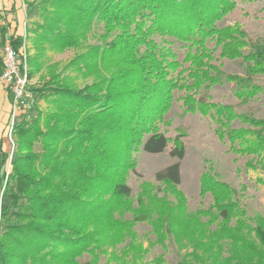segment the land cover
I'll return each instance as SVG.
<instances>
[{
	"label": "trees",
	"instance_id": "obj_1",
	"mask_svg": "<svg viewBox=\"0 0 264 264\" xmlns=\"http://www.w3.org/2000/svg\"><path fill=\"white\" fill-rule=\"evenodd\" d=\"M236 1L25 0L26 36L6 39L7 26L0 32L3 44L20 52L33 42L30 80L49 49L82 48L96 25L102 33L64 68L92 82L78 87L71 75H51L40 89L29 88L35 94L26 107L35 110L41 98L46 110L13 126L11 106L5 133L12 127L15 145L0 146V264H100L102 255L105 264H151L146 255L166 249L167 241L186 249L178 264H264V215L249 214L212 163L201 175L200 196L213 202L194 212L180 189L179 162L156 173L164 188L143 182L134 196L128 182L141 149L159 155L171 144V157H185L186 129L173 138L161 131L175 102L183 116L210 117L231 151L248 158L247 167H264V119L238 111L264 90L254 82L264 75V44L239 24L218 25ZM32 15L38 20L29 21ZM169 39L187 48L182 61ZM224 59L240 61L245 74H226ZM224 83L235 84L236 104L212 98L213 87ZM140 223L155 234L148 247L135 230ZM84 254L92 260L80 263Z\"/></svg>",
	"mask_w": 264,
	"mask_h": 264
},
{
	"label": "rangeland",
	"instance_id": "obj_2",
	"mask_svg": "<svg viewBox=\"0 0 264 264\" xmlns=\"http://www.w3.org/2000/svg\"><path fill=\"white\" fill-rule=\"evenodd\" d=\"M236 9L227 15L218 25L233 26L239 24L245 29L249 38L253 41H261L264 44V0H237ZM31 17V18H30ZM29 21H36L38 17L29 16ZM102 33V25H96L93 33L90 35L88 41L82 48L69 49L65 52L59 53L48 50L44 59L43 69L36 73L30 81L31 89H40L44 82L48 81L51 75L62 74L61 76L71 75L76 81L78 87H83L87 82H92V79L84 80L80 75L72 70L64 72V68L75 58L76 55L86 51L90 45L100 43L99 35ZM157 40L160 41L158 37ZM173 42L172 48L177 53L178 59L182 61L185 57L187 48L183 44L169 39ZM1 43V37H0ZM210 48L214 47V43H209ZM4 45L0 44V56H3ZM26 55H35L33 42L26 40ZM218 54V52L216 53ZM222 70L226 74L244 75V67L240 61H230L224 59L222 61ZM187 66V65H186ZM53 72V74L51 73ZM254 82L264 89V75L254 77ZM235 84L224 83L217 85L211 90V96L216 102L236 104L238 100L234 96ZM34 96L35 93L31 92ZM11 95V94H10ZM34 99V98H33ZM36 109L29 110L23 108L18 113L16 119L20 120L23 117L34 118L38 111H44L47 108V103L41 98L35 99ZM31 104V103H30ZM29 104V107L31 106ZM239 112L250 115L254 118L264 119V90L257 96L255 100L250 101L247 105L238 109ZM169 122L166 126H161V131L165 132L166 136L173 138L178 135L179 128L186 129V137L184 143L186 147V154L182 160L170 156L169 148L162 154L154 155L145 152L143 149L137 154L138 167L136 173H132L129 179V185L134 196L139 192L141 183H151L157 187L164 188V185L156 182L155 175L157 172L164 170L168 166L179 162L181 166V183L180 189L188 197L189 210L194 212L199 208H207L212 204L213 199L208 194L205 197L200 196V181L201 175L207 170L209 163H212L214 170L219 175L221 180L229 183L233 189L241 197L242 202L247 206L249 214L264 215V167L260 165L257 169H251L246 166V157L236 156L230 149L231 143L228 138L221 139L216 130L218 125L208 116H203L200 113L182 115V109L179 104L175 102L170 112L166 116ZM234 127H250L247 124L235 122ZM11 127L8 131L10 139ZM13 139V138H12ZM14 145H15V140ZM8 143V142H7ZM13 145V146H14ZM8 149V147L6 148ZM1 163V157H0ZM242 188H244L242 190ZM4 200L3 191H0V202ZM127 215V218H130ZM135 230L139 235L144 247L149 246V241H155V234L152 228L147 223H140L136 225ZM125 244L117 246L120 251ZM112 251V249H110ZM186 252V249L179 251L177 245L172 241H167V248L162 249L161 246H155L146 255L145 262H150L162 256L163 264H178L181 256ZM106 255L100 257V264H105ZM92 260V255L84 254L80 259V263H88ZM112 264H115L113 261Z\"/></svg>",
	"mask_w": 264,
	"mask_h": 264
},
{
	"label": "built area",
	"instance_id": "obj_3",
	"mask_svg": "<svg viewBox=\"0 0 264 264\" xmlns=\"http://www.w3.org/2000/svg\"><path fill=\"white\" fill-rule=\"evenodd\" d=\"M26 43H24L21 52L7 43L3 47V72L0 76V85L10 91L12 101V126L18 120L16 117L21 109L26 108L33 95L30 91V79L28 77V66L26 63ZM23 55V66L19 63L20 55ZM12 127L10 132V142L14 145L12 139ZM13 152L10 155L12 160Z\"/></svg>",
	"mask_w": 264,
	"mask_h": 264
},
{
	"label": "crops",
	"instance_id": "obj_4",
	"mask_svg": "<svg viewBox=\"0 0 264 264\" xmlns=\"http://www.w3.org/2000/svg\"><path fill=\"white\" fill-rule=\"evenodd\" d=\"M27 23V10L25 0H0V28L7 26L8 32L5 36L8 39L14 34L25 35V26ZM16 27H18L16 29ZM3 44V36H1ZM26 43V41H25ZM3 59V56H0ZM12 106L11 95L4 86L0 85V146L6 151L8 143L6 140V124Z\"/></svg>",
	"mask_w": 264,
	"mask_h": 264
}]
</instances>
